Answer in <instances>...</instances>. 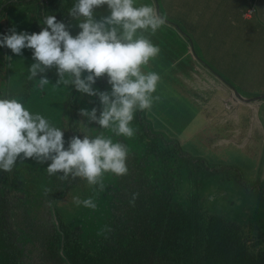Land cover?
Segmentation results:
<instances>
[{"label":"trees","instance_id":"obj_1","mask_svg":"<svg viewBox=\"0 0 264 264\" xmlns=\"http://www.w3.org/2000/svg\"><path fill=\"white\" fill-rule=\"evenodd\" d=\"M44 1L42 7L38 0H34V3L38 2L34 8L35 28H38L36 22H43L45 15L66 20L74 3V0ZM157 3L158 0H150L154 7ZM166 3L167 0H159L157 6L159 10L167 7L170 12V15L162 16L176 19L178 2L172 3L170 9ZM16 4L14 0L0 1V6L4 5L0 10V35L6 34L17 23L18 20L11 16V9ZM15 27L18 32L23 31ZM185 28L188 30L190 26ZM184 39L189 43L188 37ZM228 44L225 49L224 43L219 45L224 54L210 62L199 56L204 48L199 41L191 44V50L206 65L220 64L229 68L227 77H221L220 85L226 83L232 88L231 82L235 80L243 86L237 91L240 95L256 96L259 84L254 77L242 75L244 66L251 63L242 62L237 57L236 41ZM6 56H11L10 62ZM31 56L28 49L23 50L22 57H17L10 49L0 48V99L17 98L31 114H41L51 125L62 129L67 123L70 130H79L80 125L83 126L80 121L84 119L77 115L79 108H99L98 98L81 96L71 87L54 88L52 84L57 79L55 69L47 73L52 84L41 89L39 77L31 81L27 79L28 67L34 62L30 60ZM206 65L203 66L211 72ZM231 76L236 77L232 79ZM95 87L110 90L106 78L99 79ZM46 88L53 90V103L49 102L47 108L42 100L44 95H37ZM130 126L135 132L131 139L118 137L110 129L101 130L94 124L88 129L91 137L103 131L105 136L125 144L128 149L129 174L116 177L106 173L103 178L105 189L100 191L98 186H91L83 196L82 200L94 199L97 204L95 210L81 205L64 218L63 204L59 201L73 182L61 179L62 174L50 176L46 164L43 168V165L29 159L18 162L9 173L0 170L2 187L3 183H10L16 177L24 181L20 186L14 182L6 184L14 188L13 192L22 201L28 200L29 195L47 191H44L47 198L43 196L48 203V212L42 223L47 228L44 238L40 239L42 256L52 260L53 264H264V232L260 227L255 228L257 221L240 222L207 209L198 194V179L203 171H227L233 167L207 164L202 157L188 153L177 138L153 129L144 112L137 111ZM68 138L65 135V139ZM199 171L202 172L199 174ZM255 187L258 195L264 197V184L259 181L247 183L244 188L250 191ZM133 194L138 195L135 202L130 203ZM105 228L111 230L102 231Z\"/></svg>","mask_w":264,"mask_h":264},{"label":"clouds","instance_id":"obj_2","mask_svg":"<svg viewBox=\"0 0 264 264\" xmlns=\"http://www.w3.org/2000/svg\"><path fill=\"white\" fill-rule=\"evenodd\" d=\"M104 8L108 14L97 18V10ZM166 22L154 6H136V0H74L66 20L45 15V26L31 33L18 32L13 26L0 35V48L10 49L17 57L23 56V50H31L34 62L28 67L27 79L39 77L41 89L51 83L47 73L55 69L54 88L71 87L81 96L98 98L99 108L81 107L77 112L86 129L94 124L131 139L135 113L150 112L160 99L153 94L161 77L144 69L161 49L145 33L155 34ZM73 26L79 29L75 35ZM5 59L10 62L11 56ZM104 78L110 90L95 87ZM29 159L47 164L50 176L62 174L66 181L82 178L100 191L105 189L106 173L116 177L129 174L127 146L103 131L95 137L73 134L66 140L61 128L39 113L31 114L17 98L0 99V170L9 173L18 162ZM137 195L133 194L130 203ZM73 199L78 206L97 208L91 197Z\"/></svg>","mask_w":264,"mask_h":264},{"label":"rangeland","instance_id":"obj_3","mask_svg":"<svg viewBox=\"0 0 264 264\" xmlns=\"http://www.w3.org/2000/svg\"><path fill=\"white\" fill-rule=\"evenodd\" d=\"M144 4H150V0H136V6ZM32 6L33 4H23L19 9L15 7L12 11L13 18L18 20L15 26L29 33L44 27L42 21L36 22L38 28L34 27L35 10ZM160 9L158 13L161 16L170 15L167 7ZM100 15H107V12L99 9L97 18ZM166 21L155 34L145 33L153 44L161 49L158 57L150 61L149 66L144 69L145 72H156L161 77L153 94L160 99L154 102L150 112L144 111L146 120L153 129L177 138L184 150L202 157L207 164H219L224 168L232 166L233 169L227 171L198 172L201 173L198 179L200 200L207 209L215 210L229 219L240 222L257 221L255 228L260 227L264 232V197L258 195L256 187L250 191L244 188L245 184H253L256 181L264 184V104H255V100L243 105L245 103L238 101L232 91L242 90L243 86L235 80L231 82L233 90L220 85L221 77H227L226 68L220 64L206 65L195 56L190 43L184 39V36H187L186 28L173 22L171 18H166ZM75 23L73 21V24ZM177 25L182 28L179 29ZM78 31L79 29L73 26L72 34L75 35ZM194 35L203 45L202 53L206 56L224 54L218 46L213 48L212 54L208 51L213 41L218 40L216 37L206 42L199 36L198 31ZM197 49L196 46V52ZM212 59L217 58H208L205 61L210 62ZM203 65L210 68L211 72ZM231 77L234 79L236 76ZM255 81L261 84L257 97L264 101V80ZM52 91L46 88L43 93L37 94L44 95L42 100L46 108L49 107V102L53 103ZM80 127L79 130L72 131L65 123L62 129L69 137L73 134L91 136L84 124ZM13 182L17 186L24 183L19 177L10 183ZM72 182L73 185L59 201L63 204L64 218L69 217L81 206L74 203L73 198L78 196L82 200L91 188L82 178H76ZM10 183L6 181L3 187ZM6 189L5 199L9 204L8 225L17 233L19 231L16 235H19L18 242H21L24 250V256L21 261L16 258V264H53L52 260L42 256L40 243L47 231L42 224L48 212V203L44 200L47 191L29 195L28 200L22 201L18 199L16 192H13L14 188L7 186ZM12 242L21 252L16 242Z\"/></svg>","mask_w":264,"mask_h":264},{"label":"crops","instance_id":"obj_4","mask_svg":"<svg viewBox=\"0 0 264 264\" xmlns=\"http://www.w3.org/2000/svg\"><path fill=\"white\" fill-rule=\"evenodd\" d=\"M14 1L17 2L14 8L18 7V9L23 4H33L34 9L38 3L31 2L34 0ZM176 1L178 2L175 9L178 15L177 18L166 17L171 18L175 23H182L183 27L190 26V29L186 31L190 46L192 43H198L194 35L196 31L206 42H210L212 37L218 39L213 41L211 47H208L210 54H212L214 47L224 43L225 49L230 41H236L237 47L235 49L239 53L237 57H240L242 62L251 63V65L244 66L242 75L252 76L255 80H264V0H188V3L187 0ZM176 1L167 0L166 4H169V9L172 8V3L176 4ZM158 4H155L157 12L159 11ZM3 6H0V10ZM14 8L11 9V16ZM104 10L106 11V8ZM186 11H188L187 14ZM222 12L227 13L223 14ZM220 50L223 51L222 48ZM199 56L207 60L208 58H219L221 55L214 54L208 57L200 51ZM226 70L229 72V68H226ZM261 76L263 77L260 79ZM224 84V88L230 87L226 83ZM257 95H259L258 90ZM242 103L247 105L249 102L242 101ZM255 104H264V101L258 99ZM262 216H264V213Z\"/></svg>","mask_w":264,"mask_h":264},{"label":"flooded vegetation","instance_id":"obj_5","mask_svg":"<svg viewBox=\"0 0 264 264\" xmlns=\"http://www.w3.org/2000/svg\"><path fill=\"white\" fill-rule=\"evenodd\" d=\"M0 185V218L2 223V228H0V264H16L17 259L21 261L22 257L24 256L23 246L21 242H18L19 231L18 233L12 229L11 226L8 225V216L7 211L9 208V204L6 202L5 195H6V188H3ZM14 240L20 247L21 252L16 249V246L12 242ZM24 262V261H23ZM30 264V263H26Z\"/></svg>","mask_w":264,"mask_h":264},{"label":"water","instance_id":"obj_6","mask_svg":"<svg viewBox=\"0 0 264 264\" xmlns=\"http://www.w3.org/2000/svg\"><path fill=\"white\" fill-rule=\"evenodd\" d=\"M41 4V6H44V0H38ZM235 97L239 100V101H243V102H251V101H255L258 100L257 96H253V97H243L242 95H240L238 92L234 91Z\"/></svg>","mask_w":264,"mask_h":264}]
</instances>
